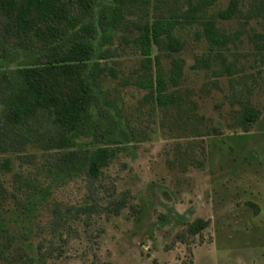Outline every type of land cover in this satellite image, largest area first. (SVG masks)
Instances as JSON below:
<instances>
[{
  "label": "rangeland",
  "instance_id": "obj_1",
  "mask_svg": "<svg viewBox=\"0 0 264 264\" xmlns=\"http://www.w3.org/2000/svg\"><path fill=\"white\" fill-rule=\"evenodd\" d=\"M233 1H138L121 25L104 30L101 15L116 0H96L82 16L96 28L91 64L107 69L92 119L116 140L79 137L76 148L110 146L116 156L96 179L57 174L59 152L28 136L33 119L7 127L10 150L1 156L12 159V170L0 173V264H264V0H235L224 18ZM192 6L196 17L174 30L183 50L170 53L163 37L150 58L143 55L134 41L142 27ZM206 21L228 37L225 44L207 39ZM7 22L0 14V88L3 72L42 48H19ZM159 72L172 101L164 106L155 88L141 84ZM248 107L261 113L253 125L243 120ZM50 115L38 118L49 124ZM33 190H45L46 200L30 204L25 192Z\"/></svg>",
  "mask_w": 264,
  "mask_h": 264
},
{
  "label": "trees",
  "instance_id": "obj_2",
  "mask_svg": "<svg viewBox=\"0 0 264 264\" xmlns=\"http://www.w3.org/2000/svg\"><path fill=\"white\" fill-rule=\"evenodd\" d=\"M138 1L147 0H116L114 10L110 14L101 15L100 22L105 26L104 30L121 25L126 12L130 11H127L131 8L129 4ZM214 1L207 0L206 3ZM95 2L96 0H75L78 6L76 13L73 0H0V14L9 24L7 32L21 39L19 48L29 49L30 43H38L42 47L40 55L29 54L26 63L2 73L0 173L12 170V159L1 156L10 150L4 136L9 133L8 129H15L27 119H33L36 123L26 128L28 136L43 149L59 152L55 169L57 174L65 173L69 177H75L85 173L87 177L96 179L116 156V149L110 146L85 150L76 148V139L79 137H94L98 143L116 140L111 128L100 127L92 119V109L98 104L95 88L100 76L107 70L99 63L91 64L94 46L90 38L95 36L96 28L82 24V16L91 14ZM234 8L235 0L230 8L220 14L224 18H231ZM196 9L197 6H192L191 11L184 16L161 18L152 24L146 23L140 35L134 39L140 45L143 55L150 58L153 44L159 43L163 37L167 39L164 45L167 51H182L183 42L174 36V30L181 20L194 19ZM203 24L205 36L213 45L221 46L227 42L228 37L220 32L214 22L206 21ZM107 57L104 53V58ZM1 58L12 57L1 53ZM180 70V64H175L173 81L178 80ZM141 84L156 89L158 104L164 106L172 102L171 96L165 92L163 72L157 74L155 81ZM42 113H51L49 124L39 120ZM260 116L259 110L248 107L244 110L243 120L253 125ZM25 193L30 204L42 203L47 198L45 190ZM202 222L198 223L202 225L200 228L203 227ZM197 230L199 228L195 231Z\"/></svg>",
  "mask_w": 264,
  "mask_h": 264
}]
</instances>
